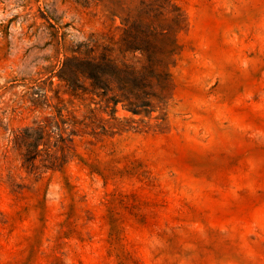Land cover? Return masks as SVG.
I'll use <instances>...</instances> for the list:
<instances>
[{"label": "rangeland", "instance_id": "374dc122", "mask_svg": "<svg viewBox=\"0 0 264 264\" xmlns=\"http://www.w3.org/2000/svg\"><path fill=\"white\" fill-rule=\"evenodd\" d=\"M140 1L0 0V264H264V0H171L162 129L75 93Z\"/></svg>", "mask_w": 264, "mask_h": 264}, {"label": "trees", "instance_id": "16d2710c", "mask_svg": "<svg viewBox=\"0 0 264 264\" xmlns=\"http://www.w3.org/2000/svg\"><path fill=\"white\" fill-rule=\"evenodd\" d=\"M140 5L136 23L130 24L128 17L124 19L123 25L126 27L121 38L124 47L122 58L118 60L110 53L102 54L94 63L95 69H77L76 73H81L90 83L88 86H84V82L78 84L75 93L81 99L94 100L100 105L121 102L124 109L147 117L149 121L154 119V126L162 129L167 115L162 110L170 100L174 87L170 68L175 61L177 35L184 28L185 17L180 7L171 0H141ZM106 51L112 52L111 49ZM125 52H138V56L131 61L125 57ZM96 96L99 97L98 101L95 100ZM154 111H158L155 116L152 115ZM140 122L144 121L140 119ZM57 128L60 135L56 140L62 143L57 147L62 155H57V151L49 152L47 144L51 132L39 125V136L32 139L24 153L25 161L32 167L34 159L43 151L41 166L54 169L65 162V151L70 147L66 143L69 138H64L61 128ZM40 142L45 147L38 150Z\"/></svg>", "mask_w": 264, "mask_h": 264}]
</instances>
